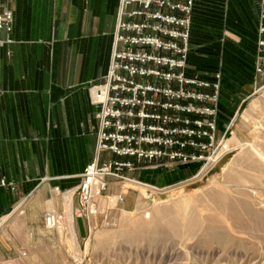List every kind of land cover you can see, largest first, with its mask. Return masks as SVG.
I'll list each match as a JSON object with an SVG mask.
<instances>
[{"label": "crops", "instance_id": "crops-1", "mask_svg": "<svg viewBox=\"0 0 264 264\" xmlns=\"http://www.w3.org/2000/svg\"><path fill=\"white\" fill-rule=\"evenodd\" d=\"M223 1L196 0L187 68L189 77L210 82L221 74L220 130L232 116V100L251 91L261 0H234L240 5L235 21L230 20L235 41L225 40ZM119 4L120 0L8 2L14 13V43L0 47L1 222L24 203V217L32 227L44 225L50 205L59 213L68 210L72 219L82 175L96 158L98 107L90 89L108 73ZM109 158L103 154V159ZM188 172L179 167L168 178L180 179ZM125 173L150 184L161 180L155 169ZM2 180L13 183L14 189L2 186ZM109 182V193H118V185L111 178Z\"/></svg>", "mask_w": 264, "mask_h": 264}, {"label": "rangeland", "instance_id": "rangeland-1", "mask_svg": "<svg viewBox=\"0 0 264 264\" xmlns=\"http://www.w3.org/2000/svg\"><path fill=\"white\" fill-rule=\"evenodd\" d=\"M222 6L227 24L225 40L235 41L232 21L236 18L235 8L240 5L225 0ZM258 38L259 17L251 91L243 99L232 100V116L218 134L220 137L231 125L227 136L231 152L224 155L227 159L223 163L219 159V165L202 174L204 167L199 164L135 162L132 171L159 170L161 180L145 183L130 178L126 171V180L111 178L119 187L118 193H109L108 189L97 202V214L89 217L81 216L77 192L78 205L72 211V219L67 210L58 230H49L45 222L40 227L28 225L25 203L20 208L18 205L4 219L6 222L0 221V264H264V228L259 225L264 221V73L257 72L258 65L264 70V51L258 46ZM97 85L91 87V93ZM179 167L189 171V175L169 179L168 173ZM213 192L228 197L241 222L231 219L229 210H221L211 198ZM181 201L196 212L199 226L193 236L173 233V215L161 218V235L142 225L145 216L160 209L168 211ZM51 208L50 205L48 211H56ZM19 209H23L22 213ZM212 221L229 235L232 241L228 245L204 242L205 229ZM135 231L145 234L134 244L127 235Z\"/></svg>", "mask_w": 264, "mask_h": 264}, {"label": "built area", "instance_id": "built-area-1", "mask_svg": "<svg viewBox=\"0 0 264 264\" xmlns=\"http://www.w3.org/2000/svg\"><path fill=\"white\" fill-rule=\"evenodd\" d=\"M10 1L0 0V47L14 43ZM195 2L120 0L110 67L92 93L98 143L77 191L81 216L97 214L109 179L126 180L124 172L134 170L135 162L199 164L208 170L226 150L231 125L218 136L221 75L210 82L187 74ZM259 6L258 46L264 51V0ZM257 72L264 73L260 65ZM105 153L109 159H103ZM63 221L56 211L44 217L49 230Z\"/></svg>", "mask_w": 264, "mask_h": 264}, {"label": "bare ground", "instance_id": "bare-ground-1", "mask_svg": "<svg viewBox=\"0 0 264 264\" xmlns=\"http://www.w3.org/2000/svg\"><path fill=\"white\" fill-rule=\"evenodd\" d=\"M227 141L228 140H226L224 143L226 150L221 152L219 157H218L219 159H221V161L223 160L222 157L224 155H226L227 151H228V153L231 152V149L228 147ZM219 159H218V161H219ZM206 170L207 169L205 168L204 171L202 172V174H204ZM211 198L217 202V204L219 205L221 210H225V209L229 210L231 219L233 217L238 223L241 222V218L239 216L238 211L232 207V203H230L228 201L227 196L220 195V194L213 192L211 195ZM168 209H169L168 211L166 210V208L160 209L153 215L150 214V215L145 216L146 220L142 223V225L147 229H153L154 233H156V234H160V233L163 234L164 230L161 229L162 224H163L161 218L166 217L168 215H173L175 218L172 221H170V228L175 235L180 236V237L190 236L198 228L199 225H198V222L196 219V212L194 209H192L189 206V204L186 205L184 202L181 201V202L175 203L173 206H170ZM227 215H228V213H227ZM228 218H229V215H228ZM255 218L258 219V217H255ZM64 220H65V218H64ZM261 221H262V219H261ZM259 225H260V228H264V221L261 222ZM158 230H161V231L158 232ZM143 234H145V233H143ZM143 234L139 231H137V232L135 231L133 233H130L127 236H129V238L131 239L130 242H133L135 244V242H137L142 237ZM204 237H205L204 242L208 243V244H210V243H216L217 244L218 243V244H222V245H228L232 241L229 238V235H227L226 232H224V231H220L218 229V226L213 221L211 224H209L206 227Z\"/></svg>", "mask_w": 264, "mask_h": 264}, {"label": "water", "instance_id": "water-1", "mask_svg": "<svg viewBox=\"0 0 264 264\" xmlns=\"http://www.w3.org/2000/svg\"><path fill=\"white\" fill-rule=\"evenodd\" d=\"M225 159H227V157L225 156L224 158H223V160L222 161H220L219 163H222V162H224L225 161ZM219 163H218V165H219Z\"/></svg>", "mask_w": 264, "mask_h": 264}]
</instances>
